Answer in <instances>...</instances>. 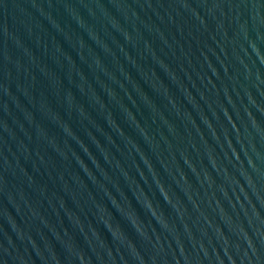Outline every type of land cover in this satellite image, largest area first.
Masks as SVG:
<instances>
[{"label":"water","instance_id":"obj_1","mask_svg":"<svg viewBox=\"0 0 264 264\" xmlns=\"http://www.w3.org/2000/svg\"><path fill=\"white\" fill-rule=\"evenodd\" d=\"M0 264H264V0H0Z\"/></svg>","mask_w":264,"mask_h":264}]
</instances>
